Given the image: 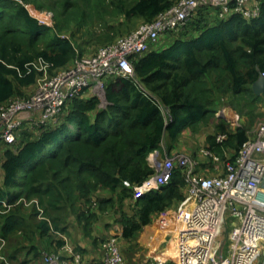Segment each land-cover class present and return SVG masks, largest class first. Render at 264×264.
<instances>
[{
	"label": "trees",
	"instance_id": "1",
	"mask_svg": "<svg viewBox=\"0 0 264 264\" xmlns=\"http://www.w3.org/2000/svg\"><path fill=\"white\" fill-rule=\"evenodd\" d=\"M176 1L111 0L109 6L103 0L90 10L83 6L84 0L64 4L69 7L67 15L73 14L70 18L80 27L95 6L103 18L122 14L121 22L108 26L116 31L137 18L150 21ZM259 1L261 15L252 20L234 15L211 25L200 14L182 32L186 37L133 58L134 77L108 78L103 98L84 93L69 102L59 123L39 134L24 131L16 148L4 152L0 168V236L7 239L22 229L26 218L39 214L36 206L26 208L19 202L23 197H38L44 208V218L31 222L33 235L46 236L53 227L65 232L67 205L75 206L79 200L82 207L76 217L90 234L91 223L98 217L88 207L91 195L106 188L118 193L121 201H133V189L124 181L141 184L152 175L150 153L160 149L166 138L172 148L184 133L199 131L206 119L215 116L221 95H229L233 104L239 102L240 113L251 115L253 121L254 110L264 100V94L252 89L264 72V0ZM52 29L42 25L26 5L16 0L0 2V103L27 94L23 91L36 83L40 72L32 62L42 59L54 73L79 54L73 35L63 37L59 28ZM246 128L232 130L227 147L238 151L248 138ZM210 139L211 146L216 145L215 137ZM184 185V173L176 167L167 184L136 198L135 214L122 211L116 220L122 237H133L150 225L154 214L178 205L185 197ZM101 199V210L113 202L110 197ZM25 208L31 209L28 217L23 214ZM34 248L39 254L57 250Z\"/></svg>",
	"mask_w": 264,
	"mask_h": 264
},
{
	"label": "built area",
	"instance_id": "2",
	"mask_svg": "<svg viewBox=\"0 0 264 264\" xmlns=\"http://www.w3.org/2000/svg\"><path fill=\"white\" fill-rule=\"evenodd\" d=\"M16 1L26 5L23 0ZM261 11L259 0H177L91 55H80L77 49L76 58L54 73L50 63L42 59L32 62L40 72L34 89L0 103V168L4 152L16 148L24 131L39 134L59 123L72 99L85 92L104 91L108 78L134 77L133 58L152 51L166 38H172V44L186 37L182 32L200 14L215 25L234 15L252 20ZM32 15L51 27L49 18ZM260 74L264 76V72ZM217 116L230 122L214 135L223 154L215 146H202L196 154L178 151L160 158L161 151L156 149L148 157L154 173L141 184L124 181L138 198L167 184L176 167L184 173L185 197L176 207L177 224L170 231L162 229L149 236L151 254L141 264H264V120L231 154L226 141L231 131L241 126L239 117L227 106L220 108ZM97 205L95 201L93 207ZM120 236L102 240L100 256L91 258L59 231L62 245L44 251L43 264H128Z\"/></svg>",
	"mask_w": 264,
	"mask_h": 264
},
{
	"label": "rangeland",
	"instance_id": "3",
	"mask_svg": "<svg viewBox=\"0 0 264 264\" xmlns=\"http://www.w3.org/2000/svg\"><path fill=\"white\" fill-rule=\"evenodd\" d=\"M26 3V6L29 8L31 14L40 17H47L52 21V25L49 28H53V31H57L62 33V35L74 36V40L77 42V47L80 50L90 51L95 50L96 48L102 46L105 43L112 41L115 38H118L120 35L125 34L129 30L135 28L138 24H140L143 20L142 18L134 19L132 22H125L121 24L120 29L118 30H109V24H117L124 19L122 14H118L115 17H111L107 15L106 17H102V13L98 11L99 6H95L87 16L89 18L84 20L82 23L83 27L75 22L72 18H70L73 14H70V17L67 15L69 11V7L65 6L64 3L67 0H23ZM87 2H91L90 5ZM103 0H84V5L87 9L94 5H98L102 3ZM107 5L110 6L111 0H107ZM112 10L113 8L110 7ZM193 36H196L193 33ZM109 37L112 39L107 40ZM30 89H26L23 91L24 93L30 92ZM34 89V87H33ZM96 94L100 95L102 98L104 97V91L97 92ZM91 93L85 92V96H90ZM222 96V95H221ZM225 99V98H224ZM224 106L231 107L234 110V113L239 117L242 115L240 113V105L239 102L232 103L230 96L222 102L221 108ZM215 114V113H214ZM251 120V115H247ZM215 117L212 116L206 119L204 122L205 125L209 124L210 120ZM226 118V117H225ZM222 118L221 123L230 124L227 118ZM248 119V120H249ZM260 119V118H258ZM227 120V121H226ZM261 120V119H260ZM259 120V121H260ZM219 129L218 131L226 128ZM217 131V130H216ZM217 131V132H218ZM215 132V131H214ZM197 132H187L185 136L194 135ZM178 141L173 142L172 144L175 146ZM200 146V145H199ZM202 147V146H201ZM200 147V148H201ZM198 148V150L200 149ZM161 149V148H160ZM170 144L167 142V139L163 141V148L161 149L160 158H166V153L169 152ZM197 150V151H198ZM1 177V175H0ZM106 188H99L92 195V204L88 205L93 212H97L98 217L95 218L90 226V234L85 232V228L83 222H80L76 217L79 212V205H81V200L77 201L74 205L68 204L67 211L65 216L64 225L67 227V230L64 232L67 238L72 241L74 245H76V241L82 239L81 243L86 242L87 245H98L103 239L111 236V235H121L119 224L116 223L117 218L121 215L122 211H125L129 215H134L137 206L135 205L134 200L123 199L120 200V195L118 193H113ZM110 192V193H109ZM110 197L113 199V202L110 203L106 209H99V205L93 207L95 201L99 204L101 198L105 199ZM19 202H23L26 208H30L31 206H36V210L39 211V214L32 217V220L26 218V222L21 230H17L15 233L11 234L7 239L0 236V256H3L6 260L0 258L2 264H42L43 257L42 252L40 254L37 253L34 246H38L42 251L43 250H54L55 247L58 250L62 242L58 241V232L62 230H57L54 227L46 236H40L39 234H32L33 224L40 219L44 218V208L40 204L39 198L34 197L32 199L21 198ZM5 204V202H3ZM85 207V206H84ZM177 204H173L164 210L161 213L154 214L152 222L138 231L133 237L129 239H125L120 236V243L122 245V250L124 256L127 259L128 264H140L144 263L147 256L151 254L149 249V245L147 240V236L150 232L154 230H171L173 226L177 224V214H176ZM24 210L23 214L28 217L31 214V209ZM34 209V213L36 212ZM1 212L5 213L7 210H1ZM33 212V207H32ZM74 218V221L70 222L71 219ZM1 220V217H0ZM32 222V225H31ZM176 223V224H175ZM174 226V227H175ZM75 241V243L73 242ZM88 253L87 250H85Z\"/></svg>",
	"mask_w": 264,
	"mask_h": 264
},
{
	"label": "crops",
	"instance_id": "4",
	"mask_svg": "<svg viewBox=\"0 0 264 264\" xmlns=\"http://www.w3.org/2000/svg\"><path fill=\"white\" fill-rule=\"evenodd\" d=\"M166 39L167 40H165V41L164 40L160 41V44L156 45L155 46V49L156 50H161V49H163V48L171 45L172 38H166ZM96 50H97V48L94 51L93 50H90V51H84L83 50V55H91ZM31 87H32L31 90H33V87H35V84H33L32 86H29L27 89H30ZM263 94H261L260 96H263ZM221 97H222L221 100L219 101V99H218V103H217V105L215 107V117H213L210 120L209 124L205 125L204 123H202L201 126H200V129H199L198 133L195 134V137H192L194 135H189V134H188V136H185L186 133H184L179 138L178 143L175 146H173L172 148L169 149V152L166 153L167 154L166 156H170V155H172V154H174L175 152H178V151L185 152V153H190V154H196L198 152L197 151L198 148H200L201 146H211V139H210V137L213 138V136L216 134V132L219 129L223 128L224 126H227V124H228V123L224 124L225 122L224 123H221L220 122V121H223L221 119L222 118H225V117H218L217 116V112L220 110V108H221L220 106H221L222 102L225 101V99H227L229 97V95H222ZM254 112H255L256 115L254 116L253 121H251L250 119L248 120V118H247L246 115H240L239 116V120H240L241 126L247 127L246 128L247 129V133L252 132L254 130V128L259 124V122H261V121L264 120V100H262V101H260L258 103V107L256 108V110H254ZM258 118H260L261 120L258 119ZM212 146H215L216 149L219 151V153L220 154H223L222 147L216 146V145H212ZM162 148H163V143H162L161 149ZM161 149H160V151H161ZM230 150H231L232 154L235 153V150H233V149H230ZM1 174H2V172H0V175ZM0 179H2V175H1ZM262 188H263V191L262 192L264 194V183L262 185ZM104 191H109V190H104ZM133 200L135 201L136 198L133 197ZM72 221H74V218L70 220V222H72ZM150 225L152 226V224H150ZM156 231H158V230H154V231H152V232H150L148 234L146 242L149 240V236L151 234H153L154 232H156ZM80 241H82V239L77 240L75 246L78 247V248H80V249L87 250L88 251L87 255L89 257L92 258V257H99L100 256V252H99L100 251V248H101L100 247V243L98 245H92V244L87 245L86 242L81 243ZM70 242L72 243V241H70ZM73 242L75 243V241H73ZM42 264H43V262H42Z\"/></svg>",
	"mask_w": 264,
	"mask_h": 264
},
{
	"label": "water",
	"instance_id": "5",
	"mask_svg": "<svg viewBox=\"0 0 264 264\" xmlns=\"http://www.w3.org/2000/svg\"><path fill=\"white\" fill-rule=\"evenodd\" d=\"M252 89L257 95L264 93V76L260 74L259 78L252 84Z\"/></svg>",
	"mask_w": 264,
	"mask_h": 264
},
{
	"label": "clouds",
	"instance_id": "6",
	"mask_svg": "<svg viewBox=\"0 0 264 264\" xmlns=\"http://www.w3.org/2000/svg\"><path fill=\"white\" fill-rule=\"evenodd\" d=\"M3 1V0H2ZM25 3V2H24ZM26 4V3H25ZM28 8V7H27ZM29 9V8H28Z\"/></svg>",
	"mask_w": 264,
	"mask_h": 264
}]
</instances>
